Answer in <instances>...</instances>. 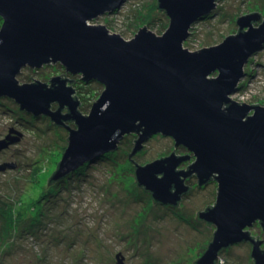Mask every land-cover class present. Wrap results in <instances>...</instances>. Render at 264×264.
Masks as SVG:
<instances>
[{
	"label": "water",
	"instance_id": "water-1",
	"mask_svg": "<svg viewBox=\"0 0 264 264\" xmlns=\"http://www.w3.org/2000/svg\"><path fill=\"white\" fill-rule=\"evenodd\" d=\"M124 1L0 0V97L67 126L68 146L53 179L117 150L128 134L139 133L131 158L153 135L172 136L174 147L182 144L195 152L190 170H177L190 155L177 157L172 152L146 165L134 160L136 178L154 201L178 205L189 190L181 176L196 172L204 184L216 175L220 184L216 204L199 213L216 230L195 264H215L222 249L244 240L254 242L255 264H264L261 242L245 230L258 219L264 227V107L229 96L237 91L245 63L264 40V21L253 25L260 13L239 17V32L222 43L191 51L184 42L193 23L208 15L217 0H158V8L170 18L162 34L141 26L127 39L103 23H90L113 13ZM51 63L105 86L88 114L80 110L70 78L19 81L24 67L38 69ZM215 71L218 76L211 78ZM14 130L0 138V151L20 141L22 133ZM15 132L19 135H12ZM16 167L13 162L0 163V175ZM117 259V264H125L120 253Z\"/></svg>",
	"mask_w": 264,
	"mask_h": 264
},
{
	"label": "rangeland",
	"instance_id": "rangeland-1",
	"mask_svg": "<svg viewBox=\"0 0 264 264\" xmlns=\"http://www.w3.org/2000/svg\"><path fill=\"white\" fill-rule=\"evenodd\" d=\"M156 1L125 0L116 11L91 23H103L127 39L141 26L162 34L170 18L163 9H153ZM216 4L208 15L193 23L184 47L197 51L222 43L239 32V17L250 13H260V19L253 21L255 27L264 21V0H217ZM243 70L237 91L229 95L231 100L264 107V40ZM64 71L60 63L38 69L24 67L18 79L21 83L49 82L53 75ZM218 74L215 71L211 78ZM97 82L83 84L78 93L84 114L90 112L98 93L104 90V85L101 88ZM254 113L252 109L249 115ZM68 125L77 127L74 123ZM11 130L20 131L22 137L0 151V163H19L18 168L0 175V264H117L119 253L125 264H195L208 249L216 225L199 221L197 215L217 201L220 184L214 180L200 187L198 180L191 178L188 183L192 191L178 206L154 201L152 192L138 184L134 163L122 157L134 148L130 143L124 147L128 139L133 135L137 140L139 133L126 135L121 141L122 150L93 159L83 175L71 173L56 182L53 191L47 187L45 200L40 192L35 194L48 185L61 161L69 130L48 116L22 110L11 98L0 97V138ZM175 143L172 136L155 134L132 159L146 165L174 152L190 155L178 164L180 167L196 160L195 152L182 144L174 147ZM251 229L264 238L259 223ZM219 255L217 264H255L248 242L232 244Z\"/></svg>",
	"mask_w": 264,
	"mask_h": 264
},
{
	"label": "trees",
	"instance_id": "trees-1",
	"mask_svg": "<svg viewBox=\"0 0 264 264\" xmlns=\"http://www.w3.org/2000/svg\"><path fill=\"white\" fill-rule=\"evenodd\" d=\"M158 4H159V2L158 1H156V3L154 4V6H153V9H155V8H158L159 6H158ZM151 16H153V19L150 21V22H153L154 21V15H151ZM2 24H3V18L0 16V28H1V26H2ZM159 31H162L161 29H159ZM159 33H162V32H159ZM65 72V71H64ZM68 75H70V74H68ZM70 80H71V84H73L74 85V87L76 88V96L81 100V98H80V95L78 94L79 92H80V90H82V85L84 84V85H86V86H91L92 85V83L93 82H96V81H85V80H83L82 79V77H79V78H77L76 79V77L75 76H72V75H70ZM31 81V80H30ZM35 81V80H34ZM97 84H99L100 86H101V88L103 87V85L102 84H100L99 82H97ZM79 85H81V86H79ZM100 88V89H101ZM91 88H89V90H90ZM100 94L101 93H98V97L100 96ZM93 96H95V95H93ZM97 97V98H98ZM97 98H96V100H97ZM95 100V101H96ZM94 101V102H95ZM80 110L81 111H83V110H85V106L83 105V103H82V100H81V105H80ZM20 122H21V120H19ZM69 122H71V121H68L67 122V125L69 124ZM55 123V122H54ZM21 127L23 126V125H21V124H19ZM65 127H67V126H65ZM68 129V128H67ZM135 142H136V140H135V137L132 135L131 136V138H129L128 139V142L126 143V145L124 146V147H126V146H128V143H130V145L132 146V144H133V146L135 145ZM65 148V147H64ZM121 148V142H120V146L118 147V149L117 150H119ZM123 149V147L121 148V150ZM66 150V149H65ZM117 150H115V151H117ZM115 151H112V152H115ZM120 151V150H119ZM112 152H108V153H106V154H104V155H102V156H100V157H98L97 159H101V158H104V157H107V155H109V154H112ZM132 152V151H131ZM131 152H127V155L126 156H124V155H122V157H124V158H126V157H129L130 158V160L134 163V169L136 170V165H137V163L136 162H134V160L130 157V154H131ZM121 159V158H120ZM95 162V161H94ZM91 163H93V162H91V161H88V162H86L84 165H82L81 167H79L77 170H75V171H73V172H71V173H74L75 175H83L84 174V172H86L87 170H88V165L89 164H91ZM58 165H59V163H58ZM58 167V166H57ZM57 169V168H56ZM56 171V170H55ZM55 171L53 172V174L49 177V179H48V185L47 186H44L43 188H41V189H39L37 192H36V194H35V196L36 195H38V193L40 192V195H41V197H44V199L46 200V195H47V187H49V190H52L53 191V189L55 188V187H57V185L55 184L56 182H59V181H62L63 179H65V178H67V176L68 175H70L71 173H69L68 175H66V176H64V177H62V180H61V178H59V179H53V175H54V173H55ZM137 179V178H136ZM139 184V183H138ZM65 186V185H64ZM66 187H68V186H66ZM60 188H62V187H60ZM59 188V189H60ZM43 189V190H42ZM40 197V198H41ZM45 200H44V202H42V204L45 206L46 204H45ZM219 262V258L216 260V262H215V264H217Z\"/></svg>",
	"mask_w": 264,
	"mask_h": 264
},
{
	"label": "flooded vegetation",
	"instance_id": "flooded-vegetation-1",
	"mask_svg": "<svg viewBox=\"0 0 264 264\" xmlns=\"http://www.w3.org/2000/svg\"><path fill=\"white\" fill-rule=\"evenodd\" d=\"M58 75H61V74H58ZM53 76H57V74H56V75H53ZM53 76H52V77H53ZM61 76H62V77H66V78H71L70 75H68L67 72H63V74H62ZM52 77H51V78H52ZM51 78H50V79H51ZM67 111H68V109L65 107V109L63 110V112L66 113ZM6 136H7V135H6ZM2 138H4V137H2ZM135 140H136V139H135ZM185 148H186V147H185ZM191 152H193V151H191ZM193 153H194V152H193ZM172 154H173V153H172ZM175 154H176L177 157H189V155H187V154H178V153H175ZM169 156H170V155H169ZM194 156H195V159H196V158H197L196 155H194ZM163 157H164V156H162V157H160V158H163ZM165 157H167V156H165ZM186 159H187V158H186ZM184 160H185V159H182L180 163H182ZM192 161H193V160H192ZM192 161H191L190 165L188 164V165H186V166H182V167L178 166V167H177V170H178V171H184V172L187 171V172H188V171L190 170L192 164H193L196 160H195L194 162H192ZM18 167H19V163L17 162V168H18ZM179 167H180V168H179ZM181 178L184 180V182H183L184 185L189 186V190L182 194V199H181V201L179 202V204L182 202V200L184 199V197L187 196L188 194H190V192L192 191V186L188 183V180H190L191 178H196V179L198 180V185H199L200 187H203V186H205V185H207V184L213 182L214 180L217 181V182L219 183V181L216 179V175H213V176L210 178V180H209L208 182H206V183H204V184H200V178H199V176H198V174H197L196 172L190 173L188 176H181ZM179 204H178V205H179ZM215 204H216V202L213 203V204H208V205L204 208V210H202V211H206V210L209 209L210 207H213ZM167 205H172V204H167ZM178 205H173V206H178ZM202 211H199V212H198V215H197L198 220H199V221H202V222H206L208 225H214L213 223L207 221L206 219H202V218L199 217V213L202 212ZM256 223H259L260 226H261V228L264 229V227H263V225H262V221H261L260 219L254 221L253 224H252L251 226L255 225ZM251 226H248L245 230H247V231L250 232V234H251V236H252V239H254V240L257 241V242H261V249L264 250V238H263L262 236H260V235H255V234L252 232ZM212 240H213V239H211V241H212ZM211 241H210V242H211ZM210 242H209V243H210ZM241 242H248V243L252 246V252H253V248H254V242H253V241H251V240H244V241H241ZM238 243H239V242H238ZM230 246H231V245H230ZM227 248H229V247H227ZM224 249H225V248H224ZM254 262H255V261H254ZM196 263H197V262H196Z\"/></svg>",
	"mask_w": 264,
	"mask_h": 264
},
{
	"label": "bare ground",
	"instance_id": "bare-ground-1",
	"mask_svg": "<svg viewBox=\"0 0 264 264\" xmlns=\"http://www.w3.org/2000/svg\"><path fill=\"white\" fill-rule=\"evenodd\" d=\"M199 19H201V18L196 19L195 22L198 21ZM195 22H194V23H195ZM78 75H79L80 77H82L81 74H78ZM99 83L102 84L101 82H99ZM102 85H103V84H102ZM104 87H105V86H104ZM40 116H41V115H40ZM45 116H47V115H45ZM48 117H49V116H48ZM50 119H51V117H50ZM51 120H52V119H51ZM52 121H53V120H52ZM71 123H74V124H75L74 121L69 122L70 125H71ZM64 127H65V126H64ZM65 128L67 129V127H65ZM67 130H68V129H67ZM91 162H92V161H91Z\"/></svg>",
	"mask_w": 264,
	"mask_h": 264
},
{
	"label": "clouds",
	"instance_id": "clouds-1",
	"mask_svg": "<svg viewBox=\"0 0 264 264\" xmlns=\"http://www.w3.org/2000/svg\"><path fill=\"white\" fill-rule=\"evenodd\" d=\"M91 23V22H90ZM71 75V74H70ZM72 76H74V75H72ZM76 76V75H75Z\"/></svg>",
	"mask_w": 264,
	"mask_h": 264
}]
</instances>
